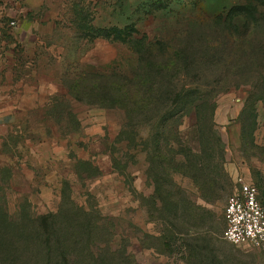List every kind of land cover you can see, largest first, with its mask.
Wrapping results in <instances>:
<instances>
[{
  "label": "rangeland",
  "instance_id": "rangeland-1",
  "mask_svg": "<svg viewBox=\"0 0 264 264\" xmlns=\"http://www.w3.org/2000/svg\"><path fill=\"white\" fill-rule=\"evenodd\" d=\"M33 2L0 0V251L264 264L223 237L238 174L264 206V0Z\"/></svg>",
  "mask_w": 264,
  "mask_h": 264
},
{
  "label": "built area",
  "instance_id": "built-area-1",
  "mask_svg": "<svg viewBox=\"0 0 264 264\" xmlns=\"http://www.w3.org/2000/svg\"><path fill=\"white\" fill-rule=\"evenodd\" d=\"M15 25V20L10 21ZM237 188L227 198L223 237L234 244H249L264 251V206L259 188L243 174L236 176Z\"/></svg>",
  "mask_w": 264,
  "mask_h": 264
},
{
  "label": "trees",
  "instance_id": "trees-1",
  "mask_svg": "<svg viewBox=\"0 0 264 264\" xmlns=\"http://www.w3.org/2000/svg\"><path fill=\"white\" fill-rule=\"evenodd\" d=\"M158 68H165V66L162 64L159 65ZM135 88L136 86L134 85V89ZM139 91V89H136L134 92ZM141 99H143L142 96ZM150 102H152V105L158 104L157 100H154L153 98H150ZM11 223L12 222L9 221L6 226L10 227ZM13 240L14 239H10L8 243H13ZM45 242L48 246V249H46V251L42 254L33 252L31 253V251L23 252L20 250H15L14 248H1L0 264H69L70 259L68 258V251L65 249V247L54 250V246H58V244L53 243L49 238H47ZM88 254L90 257V262H95L94 252L90 251Z\"/></svg>",
  "mask_w": 264,
  "mask_h": 264
},
{
  "label": "crops",
  "instance_id": "crops-1",
  "mask_svg": "<svg viewBox=\"0 0 264 264\" xmlns=\"http://www.w3.org/2000/svg\"><path fill=\"white\" fill-rule=\"evenodd\" d=\"M25 1H27L28 2V9H31V7L32 6H34V2H33V0H32V3H31V0H25ZM16 4H17V6H16V8H15V11L16 12H21L22 11V6L20 7V6H18V4H19V0H16ZM20 27V26H19ZM30 29V28H29ZM22 40L18 37V39H16V43H20Z\"/></svg>",
  "mask_w": 264,
  "mask_h": 264
}]
</instances>
